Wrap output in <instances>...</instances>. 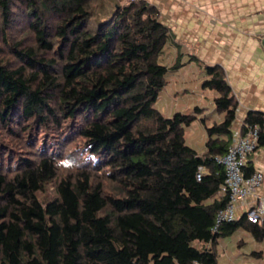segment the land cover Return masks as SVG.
Masks as SVG:
<instances>
[{
	"label": "trees",
	"instance_id": "1",
	"mask_svg": "<svg viewBox=\"0 0 264 264\" xmlns=\"http://www.w3.org/2000/svg\"><path fill=\"white\" fill-rule=\"evenodd\" d=\"M169 40L145 0H0V264H218L236 231L264 242L245 215L212 233L238 102L204 66L221 121L189 147L198 109L156 107Z\"/></svg>",
	"mask_w": 264,
	"mask_h": 264
},
{
	"label": "crops",
	"instance_id": "2",
	"mask_svg": "<svg viewBox=\"0 0 264 264\" xmlns=\"http://www.w3.org/2000/svg\"><path fill=\"white\" fill-rule=\"evenodd\" d=\"M159 11L170 32L164 58L172 69L157 106L167 117L192 114L186 142L199 155L205 151V129L221 121L214 92L203 90L204 66L220 67L238 112L233 131L248 112L264 115V0H145ZM177 66V67H174ZM232 131V132H233ZM247 163L263 174L257 194L264 196V148ZM243 214V208L240 209ZM218 264H264V242L236 231L216 245Z\"/></svg>",
	"mask_w": 264,
	"mask_h": 264
},
{
	"label": "built area",
	"instance_id": "3",
	"mask_svg": "<svg viewBox=\"0 0 264 264\" xmlns=\"http://www.w3.org/2000/svg\"><path fill=\"white\" fill-rule=\"evenodd\" d=\"M240 126L232 132L227 153L218 160L225 169V181L220 192L228 196V203L225 208L218 211L212 233H217L221 224L234 222L242 215L253 224L264 222V196L256 193L262 185L263 174L256 171L251 176L245 177L243 172L249 156L257 150L259 127H248L241 132ZM202 171V168H199L198 180ZM241 208L243 214L240 215Z\"/></svg>",
	"mask_w": 264,
	"mask_h": 264
},
{
	"label": "rangeland",
	"instance_id": "4",
	"mask_svg": "<svg viewBox=\"0 0 264 264\" xmlns=\"http://www.w3.org/2000/svg\"><path fill=\"white\" fill-rule=\"evenodd\" d=\"M163 61H164V63L168 66V62H167V60H165V58L163 57ZM157 107V109H160L159 108V105L158 106H156Z\"/></svg>",
	"mask_w": 264,
	"mask_h": 264
},
{
	"label": "water",
	"instance_id": "5",
	"mask_svg": "<svg viewBox=\"0 0 264 264\" xmlns=\"http://www.w3.org/2000/svg\"><path fill=\"white\" fill-rule=\"evenodd\" d=\"M262 44L264 45V40H262Z\"/></svg>",
	"mask_w": 264,
	"mask_h": 264
},
{
	"label": "clouds",
	"instance_id": "6",
	"mask_svg": "<svg viewBox=\"0 0 264 264\" xmlns=\"http://www.w3.org/2000/svg\"><path fill=\"white\" fill-rule=\"evenodd\" d=\"M95 159V158H94ZM98 162V161H97Z\"/></svg>",
	"mask_w": 264,
	"mask_h": 264
}]
</instances>
